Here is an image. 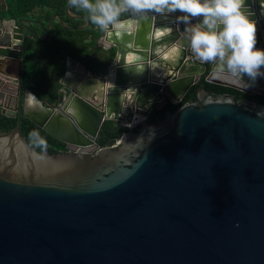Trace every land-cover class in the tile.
Segmentation results:
<instances>
[{
  "label": "water",
  "instance_id": "obj_1",
  "mask_svg": "<svg viewBox=\"0 0 264 264\" xmlns=\"http://www.w3.org/2000/svg\"><path fill=\"white\" fill-rule=\"evenodd\" d=\"M53 18L70 28L52 15L40 37ZM28 20L0 19V65L17 63L15 93L0 79V113L16 117L0 121V264H264V104L202 87L264 96V0H168L105 19V74L66 55L81 72L69 80L64 63L54 104L22 85ZM193 84V101L146 120ZM138 113L96 142L105 121ZM21 117L62 149L24 139Z\"/></svg>",
  "mask_w": 264,
  "mask_h": 264
},
{
  "label": "trees",
  "instance_id": "obj_2",
  "mask_svg": "<svg viewBox=\"0 0 264 264\" xmlns=\"http://www.w3.org/2000/svg\"><path fill=\"white\" fill-rule=\"evenodd\" d=\"M5 7L0 5V19H29L26 22L27 33L23 43V71L22 85L48 104H54L58 95V79L64 71L65 56L78 60L87 71L95 76H103L114 56V49L103 48L97 40L102 35V22L105 19L119 20L138 12L151 13L166 0H4ZM125 2H131L128 7L121 8ZM67 4V12L64 7ZM117 8H120L116 11ZM52 15H59L63 28L57 18H53L48 26L47 36L42 38L37 33V21L42 26L40 34H44V27ZM83 18L88 20L85 28H72L84 24ZM257 44L258 35L255 34ZM190 86L179 102H166L160 107L151 106L146 120L171 110L181 102L193 101V89ZM202 87L214 93H228L238 95L264 104V96L246 94L237 89L203 81ZM16 117L0 113V121L9 129L14 126ZM127 127L117 126L112 121H105L98 132L96 142L106 146L113 142ZM20 130L24 139L37 145L51 149H60L62 145L47 135L40 127L26 117L20 118Z\"/></svg>",
  "mask_w": 264,
  "mask_h": 264
},
{
  "label": "crops",
  "instance_id": "obj_3",
  "mask_svg": "<svg viewBox=\"0 0 264 264\" xmlns=\"http://www.w3.org/2000/svg\"><path fill=\"white\" fill-rule=\"evenodd\" d=\"M146 1H148V0H146ZM166 1H168V0H166ZM184 1L190 2V0H184ZM209 1L211 3V7H213L215 9L218 0H209ZM130 4H131V2H125L121 8L128 7ZM119 9L120 8H117L116 11H118ZM228 17H229V15H228ZM98 44L102 46V44L100 42H98ZM65 65H66V67H68L67 73H68L69 80L73 79L77 75V73L81 72V68L77 67L76 63H74L72 61H69V60L66 61ZM16 72H17V63L15 62L14 58L13 59L10 58L7 61H5L4 63H1V65H0V79H2V81H6V83L8 82L9 87L13 93L16 92V80L14 77ZM28 97H30V95ZM32 107H34V106H32ZM139 114L140 113H138L137 116H139Z\"/></svg>",
  "mask_w": 264,
  "mask_h": 264
},
{
  "label": "built area",
  "instance_id": "obj_4",
  "mask_svg": "<svg viewBox=\"0 0 264 264\" xmlns=\"http://www.w3.org/2000/svg\"><path fill=\"white\" fill-rule=\"evenodd\" d=\"M144 119V116L143 115H139L137 116L136 115V119H128L127 122L125 123H122V124H119L120 126H124V127H130V126H134L136 125L137 123H139L140 120ZM118 138L114 139L112 143H110L109 145H106V146H110L111 144H113Z\"/></svg>",
  "mask_w": 264,
  "mask_h": 264
},
{
  "label": "flooded vegetation",
  "instance_id": "obj_5",
  "mask_svg": "<svg viewBox=\"0 0 264 264\" xmlns=\"http://www.w3.org/2000/svg\"><path fill=\"white\" fill-rule=\"evenodd\" d=\"M254 94H256V93H254ZM250 95H253V94H250ZM24 109H25L26 112H31V110H30V109H31L30 106H28V107L25 106ZM60 149H62V148H60ZM54 150H56V149H54ZM57 150H58V149H57Z\"/></svg>",
  "mask_w": 264,
  "mask_h": 264
},
{
  "label": "bare ground",
  "instance_id": "obj_6",
  "mask_svg": "<svg viewBox=\"0 0 264 264\" xmlns=\"http://www.w3.org/2000/svg\"><path fill=\"white\" fill-rule=\"evenodd\" d=\"M29 99L33 102H36L35 98L30 95Z\"/></svg>",
  "mask_w": 264,
  "mask_h": 264
}]
</instances>
